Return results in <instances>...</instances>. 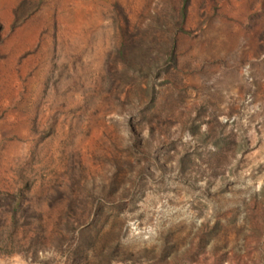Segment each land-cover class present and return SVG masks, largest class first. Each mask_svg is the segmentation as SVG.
<instances>
[{
	"label": "rangeland",
	"instance_id": "1",
	"mask_svg": "<svg viewBox=\"0 0 264 264\" xmlns=\"http://www.w3.org/2000/svg\"><path fill=\"white\" fill-rule=\"evenodd\" d=\"M180 4L0 0V264H264V0Z\"/></svg>",
	"mask_w": 264,
	"mask_h": 264
},
{
	"label": "trees",
	"instance_id": "2",
	"mask_svg": "<svg viewBox=\"0 0 264 264\" xmlns=\"http://www.w3.org/2000/svg\"><path fill=\"white\" fill-rule=\"evenodd\" d=\"M187 3H188V0H181V4H180V8H179L180 17L184 16ZM113 7L116 10V12L119 13L120 16L122 17L123 24L127 25L128 19H127L126 15L123 13V9L121 8V6L117 2H114L113 3ZM12 13H13L12 24H15L16 21H17V8L16 7L13 8ZM180 29L183 30V31H186L183 28H180ZM121 30H123V28H121ZM127 45L128 44H126V42L124 40V37H122L121 40H120V43L118 45V49H117L118 53L120 54V56L124 57L125 51L127 49ZM168 60L172 61V62L174 61L173 44L170 45V48H169Z\"/></svg>",
	"mask_w": 264,
	"mask_h": 264
}]
</instances>
